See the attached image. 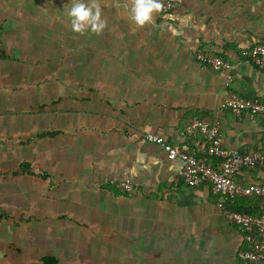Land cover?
<instances>
[{
	"label": "crops",
	"instance_id": "0c3cea01",
	"mask_svg": "<svg viewBox=\"0 0 264 264\" xmlns=\"http://www.w3.org/2000/svg\"><path fill=\"white\" fill-rule=\"evenodd\" d=\"M97 2L106 21L99 34L72 30L66 14L72 0H59L57 20L46 21L41 12L3 20L0 49L9 58H0V149L3 116L21 118L10 127L43 152L38 165L46 170L50 208L61 205L89 229L94 256L139 264H248L237 258L242 234L226 211L263 213L264 201L186 185L180 160L169 159L144 134L201 155L199 140L184 130L206 117L219 123L225 147L264 151V115H237L223 106L230 93L264 102V70L244 55L264 39V0H186L141 27L127 13L130 0ZM197 51L231 64L229 85L226 72L195 59ZM4 93L12 94V105L24 104L4 113ZM44 131L59 133L37 137ZM234 177L244 185L264 183V167ZM126 180L134 185L130 193L117 187Z\"/></svg>",
	"mask_w": 264,
	"mask_h": 264
},
{
	"label": "rangeland",
	"instance_id": "374dc122",
	"mask_svg": "<svg viewBox=\"0 0 264 264\" xmlns=\"http://www.w3.org/2000/svg\"><path fill=\"white\" fill-rule=\"evenodd\" d=\"M58 5L59 0H0V25L12 14L41 12L46 21L57 20L58 12L55 11ZM4 63L8 64V61L4 60ZM9 67H4V72H8ZM6 89L9 91L10 86ZM13 101L11 93L3 94L4 113L24 104L17 102L12 105ZM16 120L21 118L3 116L0 264H39L40 258L46 254L57 256L59 264H139L110 262L99 255L94 256L89 229L81 228L80 222L69 219L68 214L61 212V205L52 204L50 208L49 200L44 196L48 184L42 174L46 170L38 165L39 161L42 162L43 152L31 147L24 134H18L15 128L10 127L11 121L16 124Z\"/></svg>",
	"mask_w": 264,
	"mask_h": 264
},
{
	"label": "built area",
	"instance_id": "2783aa9c",
	"mask_svg": "<svg viewBox=\"0 0 264 264\" xmlns=\"http://www.w3.org/2000/svg\"><path fill=\"white\" fill-rule=\"evenodd\" d=\"M184 1L161 0L162 11L175 9ZM244 55L264 70V39L246 49ZM194 57L198 62L226 72V84H230L232 67L227 60L204 51L195 52ZM223 106L237 115L248 113L252 118L264 115L263 101L234 93L227 95ZM184 133L199 140L201 155L184 151L159 134L146 133L144 139L161 146L169 159L180 160V176L186 185L194 187L206 184L218 196L259 197L264 201V183L244 185L234 177L244 168L264 167V151L243 152L225 147L219 123L205 117L192 119ZM210 158L216 159V166L210 162ZM117 187L126 193L134 189L130 180L117 183ZM226 215L242 234L243 246L238 250L237 258L248 264L264 262V212L254 214L227 210Z\"/></svg>",
	"mask_w": 264,
	"mask_h": 264
},
{
	"label": "clouds",
	"instance_id": "9594fccd",
	"mask_svg": "<svg viewBox=\"0 0 264 264\" xmlns=\"http://www.w3.org/2000/svg\"><path fill=\"white\" fill-rule=\"evenodd\" d=\"M161 0H130L127 13L131 21L141 27L150 23L154 14L162 10ZM71 28L74 32L83 34L85 30L99 34L106 26V21L101 16V7L97 0H72L67 9Z\"/></svg>",
	"mask_w": 264,
	"mask_h": 264
},
{
	"label": "trees",
	"instance_id": "16d2710c",
	"mask_svg": "<svg viewBox=\"0 0 264 264\" xmlns=\"http://www.w3.org/2000/svg\"><path fill=\"white\" fill-rule=\"evenodd\" d=\"M4 30V26H3V23L2 25H0V36L2 34ZM0 58L2 59H8L9 56L6 54V51L3 50V49H0ZM206 118V117H205ZM59 132L58 131H44V132H41L37 135V137H45V136H51V137H54L56 134H58ZM215 159V158H213ZM216 160V159H215ZM25 168V167H24ZM31 172V171H30ZM32 173V172H31ZM228 198V197H227ZM0 220H1V217H0ZM40 263L39 264H59V259L57 256L55 255H52V254H46V255H43L41 258H40Z\"/></svg>",
	"mask_w": 264,
	"mask_h": 264
}]
</instances>
